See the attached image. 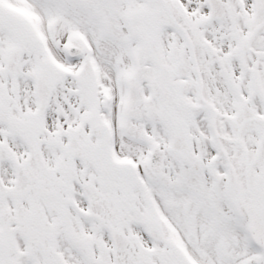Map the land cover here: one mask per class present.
I'll list each match as a JSON object with an SVG mask.
<instances>
[{
	"label": "snow or ice",
	"instance_id": "obj_1",
	"mask_svg": "<svg viewBox=\"0 0 264 264\" xmlns=\"http://www.w3.org/2000/svg\"><path fill=\"white\" fill-rule=\"evenodd\" d=\"M0 264H264V0H0Z\"/></svg>",
	"mask_w": 264,
	"mask_h": 264
}]
</instances>
